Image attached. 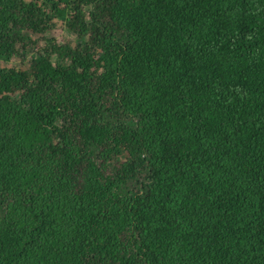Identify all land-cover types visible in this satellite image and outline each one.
<instances>
[{
	"label": "trees",
	"instance_id": "obj_1",
	"mask_svg": "<svg viewBox=\"0 0 264 264\" xmlns=\"http://www.w3.org/2000/svg\"><path fill=\"white\" fill-rule=\"evenodd\" d=\"M0 264H264V0H0Z\"/></svg>",
	"mask_w": 264,
	"mask_h": 264
},
{
	"label": "rangeland",
	"instance_id": "obj_2",
	"mask_svg": "<svg viewBox=\"0 0 264 264\" xmlns=\"http://www.w3.org/2000/svg\"><path fill=\"white\" fill-rule=\"evenodd\" d=\"M32 33H30V35H31ZM71 35V36H70ZM51 36L52 37H56L60 42H62V43H67L68 41H70L71 39H72V34L71 33H69L66 29H65V27H64V25L62 24V23H60L58 26H57V28H56V30L55 31H53L52 33H51ZM11 64V63H10Z\"/></svg>",
	"mask_w": 264,
	"mask_h": 264
}]
</instances>
